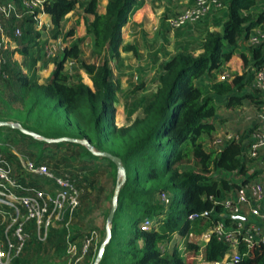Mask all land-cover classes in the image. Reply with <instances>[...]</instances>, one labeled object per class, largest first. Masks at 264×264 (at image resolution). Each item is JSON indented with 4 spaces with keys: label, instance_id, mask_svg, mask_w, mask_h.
<instances>
[{
    "label": "trees",
    "instance_id": "16d2710c",
    "mask_svg": "<svg viewBox=\"0 0 264 264\" xmlns=\"http://www.w3.org/2000/svg\"><path fill=\"white\" fill-rule=\"evenodd\" d=\"M5 1L20 3L21 0H0ZM97 1L43 2L42 11L50 15L53 25V38L61 33L65 15L77 4L85 14L93 15L92 20H85L86 33L92 38L93 60L86 62L81 57V39H75L62 50L60 57L52 60L54 68L44 83L38 82V74L33 69L39 59L31 53L39 39V32L34 29L35 20L29 14L19 21L22 33L18 43L24 45L15 48L14 52L30 57L29 72L15 71L10 62L12 50L3 52L0 77L8 80V85L17 87L22 107L17 109L6 104L0 109V120L19 122L25 129L47 138H86L96 150L121 158L126 179L119 189L111 237L98 264H195L199 249L197 244L187 242L185 254L177 249L163 253L159 244L168 241L175 232L181 236L190 232L200 234L212 224L211 214L192 221L187 219L188 214L212 209L215 213L221 212V205H214L210 197L225 196L261 171L256 169L248 174L241 141L227 142L219 153L212 148L205 150L203 143L217 130L219 107L237 109L249 97L242 91L251 77L234 74L231 80L219 81L217 75L226 69V63L237 52V44L246 39L253 28L264 23V9L253 12L257 9V0H227L221 29L206 32L201 44L202 52L194 55L181 50L172 55L161 67L157 88L143 99L142 115L128 125L116 126L114 112L119 84L112 79L109 57L118 54L121 29L135 11L137 0H107L104 13L97 11ZM72 34L73 28L66 32V36ZM12 37L16 40L15 36ZM122 49L134 50V47L126 45ZM239 55L246 63L251 59L256 66L264 64L262 47L249 48V58L244 52H239ZM67 59H74L78 67L86 72L90 79L86 78L85 82L92 87L84 83L80 75L71 80L64 68ZM202 77L208 80L206 87L197 84ZM4 130L9 133L5 134ZM12 133L23 143V148L19 149L22 156L37 163L50 167L49 162L52 161L57 167L62 164L57 153L76 147L91 161H106L114 182L117 181L115 164L108 158L94 155L80 143L46 142L18 129L0 126V151L17 163V170L14 171L23 186L44 188L52 187V184L50 181L47 183L43 176L20 173L17 155L6 147L14 145L12 141L20 143ZM47 149L52 152L50 156L44 154ZM62 156L61 160H65L66 157ZM54 167L50 168L55 170ZM80 171L70 173L79 188L80 185L84 187L88 180L86 175L79 179ZM216 173L222 176L217 177ZM228 173H235L242 180L232 182ZM161 191L170 197L167 206L156 199ZM152 214L163 215L158 229H140L143 218ZM66 220L67 215L64 222L50 229L48 242L57 236L62 242L76 239L75 235L66 239ZM101 242L96 245L93 260ZM225 251L226 245L212 236L204 246L203 254L206 260L213 261L220 260ZM247 251V255L232 264H264V244L254 245ZM22 256L23 252L12 264L22 260Z\"/></svg>",
    "mask_w": 264,
    "mask_h": 264
},
{
    "label": "built area",
    "instance_id": "2783aa9c",
    "mask_svg": "<svg viewBox=\"0 0 264 264\" xmlns=\"http://www.w3.org/2000/svg\"><path fill=\"white\" fill-rule=\"evenodd\" d=\"M45 0H21L0 2V64L4 63L3 52L12 36H20L21 29L14 26L11 35L3 21L22 19L23 13L29 12L35 22L40 21L45 29L52 23L41 21L43 2ZM225 0H192V2L167 18L168 25L181 28L206 20L217 15L221 10H226ZM257 9H264V0H257ZM259 7H262L259 9ZM39 11L36 12L35 10ZM248 46L257 48L264 46V23L253 28L246 38ZM66 44L60 37L48 38L43 46L44 57L53 60L61 54ZM74 59H67L68 68L74 65ZM250 85L264 96V64H252ZM247 70V69H245ZM239 73V72H238ZM234 70L226 69L217 75V80L227 81L234 77ZM136 78V76H135ZM256 118L251 119L243 133L230 130H221L212 135L209 147L219 153L229 141H241L243 144L242 155L246 160H255L264 163V101L260 102ZM243 109V108H242ZM1 145V143H0ZM20 162L22 175H40L51 182L52 187H26L19 181L18 173L13 169V163L0 151V206L10 212L8 224L0 227V264H12L19 257L30 238V226L36 231L40 240H45L52 227H57L64 222L67 215L68 223L80 203L81 188L67 171L57 173L46 164L37 163L35 160L15 153ZM22 191V193H21ZM161 204L167 206L170 202L169 195L161 191L157 194ZM214 205H221L222 211L215 213L214 209L200 213H190L188 220H195L200 216H212V224L200 234L190 232L186 236L188 242L199 246L195 255L196 264H232L248 254L247 248L264 244V183L260 177L250 179L234 187L228 194L221 198L210 197ZM5 212V211H4ZM163 215L155 219L147 216L140 223L142 230H157ZM214 236L226 245V251L220 260L208 261L204 258L203 249L210 238ZM92 237H86L82 243L81 254L84 255L90 247ZM168 242V241H167ZM167 242H161V252L166 251ZM242 247H245L244 249ZM185 254L186 246L182 247Z\"/></svg>",
    "mask_w": 264,
    "mask_h": 264
},
{
    "label": "rangeland",
    "instance_id": "374dc122",
    "mask_svg": "<svg viewBox=\"0 0 264 264\" xmlns=\"http://www.w3.org/2000/svg\"><path fill=\"white\" fill-rule=\"evenodd\" d=\"M222 12L217 15L219 24L221 22L223 23L225 19V17L223 16L224 12ZM23 14L26 17L30 13L25 12ZM24 16L22 18H24ZM40 19L41 21H43L42 17H40ZM20 20L22 19H18L15 21L12 20L10 22L4 20L3 24L4 26L9 27L11 31L15 25L18 26ZM39 22L40 21L34 23V29L39 32V39L37 41L36 47L31 49V53H33V55L35 56H39L40 60L44 62V59L46 58L43 54V44L48 38H53L50 31V29H53V25L50 29H45V25H41ZM62 24L63 22L61 23V26ZM69 30L70 29L68 28L67 31ZM10 31L8 30V32ZM19 39V36L16 37V40L11 39L13 41L12 46L14 44L16 46L14 47V49H12V52L10 54V62L11 64H13V69L15 71H20L24 74H27L29 72L28 66L30 57L22 56L19 53L14 52L15 48H22V46L24 45L23 43H18ZM84 50L85 52L87 51L86 48H84ZM239 52H244V54H246L248 58L250 57L249 48L246 47V45L237 46V52L235 54H237L239 57L237 61L240 64V68L236 69L237 71H235V73L245 74L246 77L249 78L251 77V70L249 69V67L252 65V61L250 59L246 63L240 57ZM84 59L87 62H91L93 60L91 56H86ZM245 67L247 70H245ZM64 68L65 71L68 72L72 81L77 79V75H80L77 66L73 65L71 68H68V65L66 64V66L64 65ZM33 69L36 70V68ZM158 73H160V71ZM81 78L85 82L86 77L81 76ZM145 79L146 81H148L146 86L143 83L145 82L143 81V74L141 75L138 73L137 78L134 79L135 81H132L131 85L125 90V92L118 93L121 102L119 103L117 102V100L115 102L114 123L116 126L128 125L136 117L142 115L143 99L152 93L151 90L154 88V84L156 82L155 79L148 80L147 77ZM7 81L8 80L0 77V109L5 108L6 104L13 108L20 109L22 107V101L18 89L16 86L8 85ZM40 81L38 78V82ZM197 84H201L202 86L206 87L208 85V80L202 77L197 80ZM145 89L147 91H145ZM242 92H246L249 94V97L244 99V104H248V101L255 104H259L261 102L262 95L250 85V82L244 87ZM248 107L249 106H246V108L241 109V111L243 112H240L246 124L243 125L242 129H236L234 132L243 133L246 127H248L249 125L248 122L253 119V112ZM248 117H251V119H247ZM218 118L220 120V122L217 124L218 131L228 130L227 128L230 127L229 122H240V119L236 121L234 115H231V118L229 119V117L226 115L225 109L222 106H220L218 109ZM4 132L5 134L9 133L6 130H4ZM12 136L15 140H19V137L15 133H12ZM209 141L210 138H208L203 143V148L205 150L210 149ZM18 142H20V140ZM12 144L14 145H6L8 150H10L12 153L14 152L22 155L19 149L23 148V143L20 142L15 144L12 141ZM51 153L52 152L47 149L45 150L44 154L46 156H50ZM63 153H65V155H63ZM57 154L56 155L60 159V162L62 164L54 167V163L52 161L51 163L49 162V166L54 167L56 172L63 170L67 171L68 173H79L78 170H81V174H78L80 175L79 179L83 175H86L88 177V180L85 181L84 187L80 185L81 194L79 206L71 216L70 220H68V223H66V239L72 235H75L76 239L72 242H66V240L65 242H62L57 236L56 238H53L52 242H48L47 238L45 240H40L38 239L34 228L30 226V238L27 242L26 249L23 251L22 260H20L17 264H93V254L96 245L98 244V242L104 240L106 218L111 207L112 194L116 185L113 179L112 170L106 165V161H91L86 155L83 154L82 150L76 147H69L68 149H66V152H58ZM61 154L66 157L65 160H61ZM49 160L50 159L48 158L47 161ZM11 161L13 163V169L16 171L18 167L17 163L14 159H12ZM85 166L90 167L91 169L84 168ZM247 168L248 174L252 173L256 169H260L261 171L254 178L260 177L261 180L264 179L263 162L247 160ZM216 176L220 177L222 175L220 173H216ZM228 176L232 182H240L242 180V178H240L235 173H228ZM45 181L49 183V181ZM7 211V209L0 208V227L8 224V222L10 221V212ZM149 217L155 219L157 215L152 214ZM86 237H92V240L89 250L84 255H82L79 246H82V243ZM187 242L188 241L186 240V236H181L180 234L175 232L168 240L165 247V252H171L174 249L183 252L182 247H185ZM194 263H197V259L194 260Z\"/></svg>",
    "mask_w": 264,
    "mask_h": 264
},
{
    "label": "crops",
    "instance_id": "0c3cea01",
    "mask_svg": "<svg viewBox=\"0 0 264 264\" xmlns=\"http://www.w3.org/2000/svg\"><path fill=\"white\" fill-rule=\"evenodd\" d=\"M191 2L192 0H137V7L135 11L121 29V44L118 49V54L113 57H109L112 79L117 81L119 84V89L116 93L117 102H121L118 93L125 92V90L131 85L132 81H135L134 79L137 78L138 73L141 75L143 74V81H145L143 83L145 86L148 82L145 79L146 77L148 80H156L154 88L151 90L153 92L158 86V72L161 71L162 65L170 59L172 55L181 50L190 51L194 55H197L202 52L201 44L206 32L220 31L222 22L219 24L217 15L223 11L224 13H222L225 17L224 10H221L217 15H213L212 17L195 24L186 25L176 29L171 28L167 23V18L173 16L183 7L188 6ZM225 2H227V0H225ZM106 3L107 0L97 1V11L99 13H104ZM260 8L262 7H259V9ZM254 12H258V9H255ZM40 17L43 18V21L51 23L49 14L44 12ZM92 19L93 15L85 14L82 8L77 4L72 11L65 15L63 24L60 28L61 33L57 36L63 40L66 46H68L75 39H81L79 45L81 48V57L83 59L86 56H91L92 53V38L85 30V20ZM51 27L52 26L47 29H50ZM68 28H73V34L66 36ZM51 30L52 29H50V31ZM46 42L47 40L45 41V44ZM12 43V40L10 43L8 42L5 50L14 49L16 45L14 44L12 46ZM126 45L133 46L134 50H123L122 46ZM239 45H246V47L250 48L246 39L241 40L237 46ZM84 48L87 49L86 52ZM262 48L264 52V46ZM60 56L61 54H59V57ZM237 59H239V57L234 53L230 60L226 63L227 69L234 70V72L237 71L236 69L240 68V64ZM44 60L45 61L42 62L39 58L35 64L39 81L41 80L39 83H44L54 68L52 60ZM66 64L67 63L64 65L66 66ZM74 66H77L79 69L80 76H85L90 79L86 72L78 67L77 62L75 61ZM45 71H47L46 74L44 73ZM84 83L87 84V82ZM87 85L92 87L90 84ZM145 91L147 90L145 89ZM263 101L264 96L262 95L261 102ZM246 106H249L248 108L253 112V118H256L260 104L248 101V104L243 103V105L237 109H228L222 106L229 119L231 118V115L235 116L236 121L240 119V122H229L230 127L227 128L228 130L234 132L236 129L243 128V125L246 124V122L240 112H243L241 109L246 108ZM262 181L264 183V179H262ZM0 208H2V206H0Z\"/></svg>",
    "mask_w": 264,
    "mask_h": 264
},
{
    "label": "water",
    "instance_id": "95a60500",
    "mask_svg": "<svg viewBox=\"0 0 264 264\" xmlns=\"http://www.w3.org/2000/svg\"><path fill=\"white\" fill-rule=\"evenodd\" d=\"M0 126H7V127L14 128V129H18L21 132L32 136L33 138L41 139L46 142L70 141V142L80 143L84 145L94 155L108 158L115 164L116 170H117V181H116V185H115L113 196H112L111 207H110V210L106 218L105 237L99 246L98 252L93 262V264H98L103 254L104 247L109 242L110 237H111V224H112L113 216L117 208V204H118L117 198H118L119 189L126 179V171H125V167L122 164L121 158L107 151L96 150L94 146L90 143V141L86 138H73V137H68V136L59 137V138H47V137L39 135L38 133L34 131L25 129L21 125V123L13 122V121L0 120Z\"/></svg>",
    "mask_w": 264,
    "mask_h": 264
}]
</instances>
